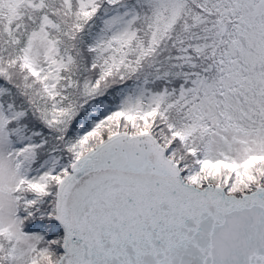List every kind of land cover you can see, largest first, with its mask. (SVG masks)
<instances>
[{
  "label": "snow or ice",
  "instance_id": "obj_1",
  "mask_svg": "<svg viewBox=\"0 0 264 264\" xmlns=\"http://www.w3.org/2000/svg\"><path fill=\"white\" fill-rule=\"evenodd\" d=\"M0 264H264V0H0Z\"/></svg>",
  "mask_w": 264,
  "mask_h": 264
}]
</instances>
